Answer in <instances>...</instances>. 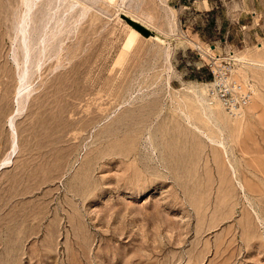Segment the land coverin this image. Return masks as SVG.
Masks as SVG:
<instances>
[{
	"label": "rangeland",
	"instance_id": "1",
	"mask_svg": "<svg viewBox=\"0 0 264 264\" xmlns=\"http://www.w3.org/2000/svg\"><path fill=\"white\" fill-rule=\"evenodd\" d=\"M28 1L0 0V264H264V0ZM215 55L240 117L199 104Z\"/></svg>",
	"mask_w": 264,
	"mask_h": 264
},
{
	"label": "built area",
	"instance_id": "2",
	"mask_svg": "<svg viewBox=\"0 0 264 264\" xmlns=\"http://www.w3.org/2000/svg\"><path fill=\"white\" fill-rule=\"evenodd\" d=\"M205 61L198 73L205 80L209 97L219 103L227 115L241 116L253 99L252 85L241 82L236 76L233 59L209 57Z\"/></svg>",
	"mask_w": 264,
	"mask_h": 264
},
{
	"label": "bare ground",
	"instance_id": "3",
	"mask_svg": "<svg viewBox=\"0 0 264 264\" xmlns=\"http://www.w3.org/2000/svg\"><path fill=\"white\" fill-rule=\"evenodd\" d=\"M33 0H29L28 1V3H31ZM33 3V2H32ZM23 26H24V24H23ZM21 31V30H20ZM23 31V30H22ZM21 31V32H22ZM232 56L238 61V62H241V64L244 66L245 64H246V62H247V59L245 58V57H239V56H237V55H235L234 53H232ZM214 57H216V58H221L222 56H220V55H215ZM232 59V58H231ZM249 61V60H248ZM250 63V62H249ZM248 65V64H247ZM244 72L245 71H243V70H241V71H239V74H240V76H242V77H244L243 75H244ZM236 74H237V72H236ZM246 76V75H245ZM25 78V75H23L22 76V81H23V79ZM241 78V77H240ZM246 83V82H245ZM206 87H207V85L205 84V87L204 88H202L201 90H200V92H198L197 94H196V96H197V98H198V101H199V104H200V106L202 107V109H203V111H204V113L206 114V115H208V116H213V115H215V109L213 108V107H211V106H215V107H219V108H221V109H223L221 106H220V104L219 103H217V102H215L213 99H211L210 97H209V95H208V92H207V90H206ZM254 91V90H253ZM253 100V99H252ZM252 102V101H251ZM202 111V110H201ZM220 112V111H219ZM222 112V111H221ZM222 114V113H221ZM224 114V113H223ZM243 115V114H242ZM241 115V116H242ZM240 117V116H239ZM211 119H213V118H211ZM213 122H214V120H213ZM223 122V121H222ZM227 124V123H226ZM11 126H14V123H13V121H11ZM221 138V137H220ZM16 154V152L14 151V152H12V154L6 159V160H4L3 162H1L0 163V170H2V168H4L5 166H8L11 162H12V159H13V157H14V155Z\"/></svg>",
	"mask_w": 264,
	"mask_h": 264
}]
</instances>
